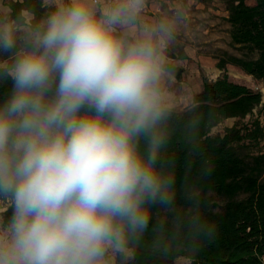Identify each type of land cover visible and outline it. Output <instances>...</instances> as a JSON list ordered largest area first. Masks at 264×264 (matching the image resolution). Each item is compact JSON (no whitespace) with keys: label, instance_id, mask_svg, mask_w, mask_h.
<instances>
[{"label":"clouds","instance_id":"clouds-1","mask_svg":"<svg viewBox=\"0 0 264 264\" xmlns=\"http://www.w3.org/2000/svg\"><path fill=\"white\" fill-rule=\"evenodd\" d=\"M147 0H0V264H134L152 208L208 244L218 226L187 173L160 166L172 112L168 48L183 10L144 23ZM196 121L192 122L195 147ZM141 142L144 149H141ZM186 156L192 162V151ZM174 166V161H169ZM211 160L201 178L214 175Z\"/></svg>","mask_w":264,"mask_h":264},{"label":"trees","instance_id":"trees-1","mask_svg":"<svg viewBox=\"0 0 264 264\" xmlns=\"http://www.w3.org/2000/svg\"><path fill=\"white\" fill-rule=\"evenodd\" d=\"M16 8L36 6L38 0H9ZM226 0L230 45L242 52L237 56L222 51L216 67L223 73L210 79L201 73L202 90L193 94L190 105L171 112L167 123L169 141L162 150L160 166L177 177L176 209H190L184 199L183 182L187 173L190 186L202 202L205 215L218 226L215 240L208 244L177 234L173 214L152 208L153 223L163 222L164 231L152 226L134 244V264H176L184 257L188 264H264V125L261 122L262 95L245 84L232 81L227 65L236 67L256 82L264 84V0ZM175 58L174 55H169ZM178 58H185L179 52ZM168 66L179 79L183 69ZM11 85H0L3 99ZM196 121L195 147L192 122ZM233 120L230 126H224ZM217 127L220 131L214 132ZM141 142V149H144ZM192 151L190 172L186 152ZM174 161L170 166L169 161ZM211 160L214 175L201 178V168Z\"/></svg>","mask_w":264,"mask_h":264},{"label":"crops","instance_id":"crops-1","mask_svg":"<svg viewBox=\"0 0 264 264\" xmlns=\"http://www.w3.org/2000/svg\"><path fill=\"white\" fill-rule=\"evenodd\" d=\"M196 1L194 7L183 8L185 19L180 22L182 28L185 29L183 40L187 45L181 49L185 58H178L179 54L168 52V57L171 54L175 56V58L169 57L168 64L183 69L179 79L175 78L168 83L173 111H179L176 109L180 104L189 105L192 95L202 90L201 73L210 79H216L222 75L223 72L216 67L217 58L211 50L223 49V39L226 37L230 42V25L227 22L228 12L226 6H223L224 2L215 0L208 4L200 0ZM230 68L235 71H231ZM226 70L229 78L232 75L237 76L236 80L251 78L231 65H227ZM255 90L262 95V112L264 111V84H258Z\"/></svg>","mask_w":264,"mask_h":264},{"label":"rangeland","instance_id":"rangeland-1","mask_svg":"<svg viewBox=\"0 0 264 264\" xmlns=\"http://www.w3.org/2000/svg\"><path fill=\"white\" fill-rule=\"evenodd\" d=\"M203 3H208L210 4L211 1L214 2L215 0H200ZM216 1H222L223 6H225V1L226 0H216ZM248 3H251L250 0H247ZM197 1L196 0H170L169 3H157V2H149L148 3V8L145 9V12L142 14V20L144 23H152L155 22L163 17H173L178 9H182L184 7H194L196 5ZM159 7V10H156V8ZM184 13V11H183ZM185 14V13H184ZM184 14L183 17L178 21L177 26H176V30L174 33V39L173 41L169 44V48H168V52L170 53H174V54H179V52L181 51V49L187 45L186 42L183 40V33H184V28H182L180 22L183 21L184 18ZM223 46L224 48H218L216 50H211L212 53L214 54L215 57H217L218 55H220V53L222 51H227L230 54L233 55H237L240 56L242 55V52L235 49L234 47H232L230 45V42L227 41V37L223 39ZM231 71H235L233 68H230ZM233 73V72H232ZM237 77V76H236ZM235 75L231 76V80L235 81V82H240L242 84H245L246 86L252 88L255 90L256 86L260 83L256 82L252 77L246 79L244 78L243 80H236ZM244 77V76H243ZM190 105V104H189ZM189 105H185L180 104L176 110H183L185 108H187ZM261 122L264 125V111L261 112ZM233 120H227L224 123V126H230L232 124ZM222 127H217L215 128L213 131L217 132L220 131ZM176 264H188V260H186L184 257L178 258L175 262Z\"/></svg>","mask_w":264,"mask_h":264},{"label":"built area","instance_id":"built-area-1","mask_svg":"<svg viewBox=\"0 0 264 264\" xmlns=\"http://www.w3.org/2000/svg\"><path fill=\"white\" fill-rule=\"evenodd\" d=\"M149 2H157V3H169L170 2V0H147V6H146V8H148V3ZM156 10H159V7H157L156 8Z\"/></svg>","mask_w":264,"mask_h":264}]
</instances>
